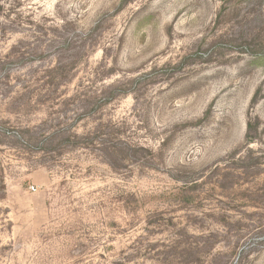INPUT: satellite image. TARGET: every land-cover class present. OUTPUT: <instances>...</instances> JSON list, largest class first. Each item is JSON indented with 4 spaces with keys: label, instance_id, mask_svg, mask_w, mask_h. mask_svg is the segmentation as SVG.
Returning a JSON list of instances; mask_svg holds the SVG:
<instances>
[{
    "label": "rangeland",
    "instance_id": "1",
    "mask_svg": "<svg viewBox=\"0 0 264 264\" xmlns=\"http://www.w3.org/2000/svg\"><path fill=\"white\" fill-rule=\"evenodd\" d=\"M0 5V264H264V0Z\"/></svg>",
    "mask_w": 264,
    "mask_h": 264
},
{
    "label": "trees",
    "instance_id": "2",
    "mask_svg": "<svg viewBox=\"0 0 264 264\" xmlns=\"http://www.w3.org/2000/svg\"><path fill=\"white\" fill-rule=\"evenodd\" d=\"M0 8H1V5H0ZM114 98H115V94L114 93H110L107 100L110 101V100H112ZM254 129H256V127L253 125V123L251 121H249L248 122V128H247V134H246V138H247V141H246L247 143L246 144L247 145H250L251 143L254 142V135H253V130ZM76 138L78 139L79 137L76 136ZM95 141H96L95 137H92V138H90L89 143L93 144V143H95ZM130 147H132V146L127 145V148H130ZM106 149H107V151L104 149V152L107 155L114 156L117 153V148L115 146L114 147H107ZM109 149L112 150L114 155L111 152L108 151Z\"/></svg>",
    "mask_w": 264,
    "mask_h": 264
}]
</instances>
